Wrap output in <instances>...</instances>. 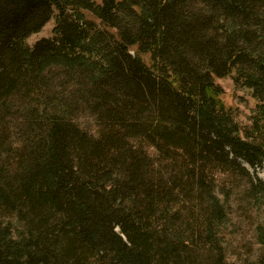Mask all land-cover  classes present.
I'll return each instance as SVG.
<instances>
[{
  "label": "trees",
  "instance_id": "obj_1",
  "mask_svg": "<svg viewBox=\"0 0 264 264\" xmlns=\"http://www.w3.org/2000/svg\"><path fill=\"white\" fill-rule=\"evenodd\" d=\"M263 99L264 0H0V264H227L214 175L264 197Z\"/></svg>",
  "mask_w": 264,
  "mask_h": 264
},
{
  "label": "rangeland",
  "instance_id": "obj_2",
  "mask_svg": "<svg viewBox=\"0 0 264 264\" xmlns=\"http://www.w3.org/2000/svg\"><path fill=\"white\" fill-rule=\"evenodd\" d=\"M85 14L98 22L90 13ZM54 25L55 21L52 17L38 32L29 35L25 40L26 43L32 46L43 37H51ZM136 50V46L130 48L133 55H139L146 63H149V55L137 53ZM214 81L222 88L223 92L219 98L233 119L241 127L251 126L250 117L258 102L252 97L251 90L236 85L231 75L214 77ZM262 102L264 103V99ZM80 120L83 127L93 129L92 118L86 115ZM246 167L255 183L264 181V164L257 168L247 165ZM214 177L216 179L214 195L221 200L224 209V219L216 233L217 242L223 250V259L227 264H264V239H262L264 197L258 189L254 192L247 190L246 176L216 172ZM199 252V263H214L216 249L213 251L204 249Z\"/></svg>",
  "mask_w": 264,
  "mask_h": 264
}]
</instances>
